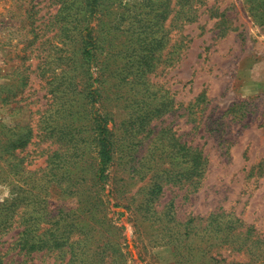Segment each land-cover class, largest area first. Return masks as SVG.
Here are the masks:
<instances>
[{"label": "trees", "instance_id": "16d2710c", "mask_svg": "<svg viewBox=\"0 0 264 264\" xmlns=\"http://www.w3.org/2000/svg\"><path fill=\"white\" fill-rule=\"evenodd\" d=\"M56 2V32L37 67L47 102L35 110L36 132L0 123V179L11 185L0 201V264H127L113 212L133 234L172 246L179 264H264V234L232 210L180 219L173 200L157 205L168 186L198 190L207 166L201 148L150 126L172 107L150 77L175 57L163 44L206 0ZM255 2L254 17L264 12ZM110 83L129 110L120 127L101 107Z\"/></svg>", "mask_w": 264, "mask_h": 264}, {"label": "rangeland", "instance_id": "374dc122", "mask_svg": "<svg viewBox=\"0 0 264 264\" xmlns=\"http://www.w3.org/2000/svg\"><path fill=\"white\" fill-rule=\"evenodd\" d=\"M254 1L264 8V0H206L194 21L170 31L163 53L174 44L175 57L150 77L170 96L172 107L150 126L181 136L207 158L198 190L168 186L158 209L173 200L183 219L223 207L264 234V165L257 174L258 164H264V12L254 17ZM57 7L56 0H0V123L6 126L29 123L36 132L40 112L35 110L47 102L37 67L56 32ZM110 85L100 105L120 127L129 110L114 100ZM10 196V180L0 179V201ZM113 218L124 226L127 264H179L172 246L150 242L146 233L133 234L126 215L113 212ZM32 261L62 264L53 257Z\"/></svg>", "mask_w": 264, "mask_h": 264}]
</instances>
